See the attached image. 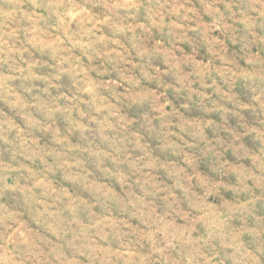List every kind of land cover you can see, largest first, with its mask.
<instances>
[{"label": "rangeland", "instance_id": "1", "mask_svg": "<svg viewBox=\"0 0 264 264\" xmlns=\"http://www.w3.org/2000/svg\"><path fill=\"white\" fill-rule=\"evenodd\" d=\"M0 264H264V0H0Z\"/></svg>", "mask_w": 264, "mask_h": 264}]
</instances>
